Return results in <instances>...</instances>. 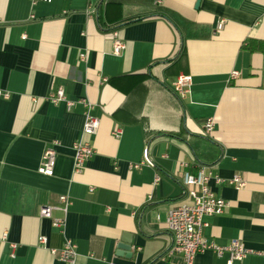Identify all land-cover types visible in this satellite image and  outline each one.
Segmentation results:
<instances>
[{"label":"crops","instance_id":"0c3cea01","mask_svg":"<svg viewBox=\"0 0 264 264\" xmlns=\"http://www.w3.org/2000/svg\"><path fill=\"white\" fill-rule=\"evenodd\" d=\"M179 73L192 80L183 98L171 87ZM58 87L70 109L48 99ZM0 88L9 92L0 99V264H64L49 248L65 238L79 264H184L167 253L165 216L187 199L183 173L201 165L246 180L239 189L210 181L228 206L204 217V236L264 248V0H0ZM87 109L99 119L91 135ZM76 141L94 148L80 172ZM47 146L52 175L38 171ZM61 194L70 203L53 210L65 219L55 227L39 208ZM192 264H228L227 254L205 250ZM230 264H264V255Z\"/></svg>","mask_w":264,"mask_h":264},{"label":"built area","instance_id":"2783aa9c","mask_svg":"<svg viewBox=\"0 0 264 264\" xmlns=\"http://www.w3.org/2000/svg\"><path fill=\"white\" fill-rule=\"evenodd\" d=\"M49 2L51 0H39ZM223 26V20H219L216 24V29ZM113 45L112 51L114 54H119L125 47L124 42L117 36V32L112 31ZM80 57L84 58L85 53H80ZM238 74L237 70L230 72V78ZM192 84L191 76L189 74L179 73L172 82L173 92L180 98L187 96L190 93ZM9 92L0 88V99L8 97ZM48 99L52 102L64 101L66 108L70 109L73 105V100L66 97L63 88L58 87L51 90L48 94ZM89 109V107H88ZM85 112L84 124L82 132L85 134H95L99 126V119L92 116L89 110ZM213 126V119L207 118L205 121V130L210 131ZM122 129L120 126L114 128V135L118 136ZM73 147V170L80 172L84 167V162L94 153V148L91 144L81 141H76ZM146 159V153H145ZM56 161V150L53 146H47L41 156L38 171L52 175ZM145 160L133 163L131 166L139 167ZM186 166L187 163H182ZM158 179L156 175L155 181ZM214 180L216 183H229L236 188L245 186L246 180L239 174H234L230 178H222L215 174L210 169V166L201 165L193 173L186 170L183 173L182 185L184 186V193L187 196L186 200L181 201L174 207L168 209L165 216L166 228L171 235V242L167 249L168 254H180L184 264H192L195 255L205 250H212L218 256L227 254V263L230 264L233 260H241L247 255L259 254L264 255V248L262 250H255L247 247L238 238H233L228 244L218 245L213 241L208 240L204 234L203 229L208 225L204 220L205 216L222 213L228 206V202L220 196H217L210 186V181ZM59 203L56 205L44 204L39 208V214L42 217L52 218V224L55 227L64 225V217H52L54 209H59L64 213L67 211L70 203L69 198L65 194H61L58 198ZM159 216L157 215V218ZM5 238L2 235L0 241ZM40 245L45 246L47 238L40 234L37 237ZM16 243H10L11 255H14ZM50 252L56 256L64 264H79L76 256V243L71 238H65L60 247L49 248Z\"/></svg>","mask_w":264,"mask_h":264},{"label":"water","instance_id":"95a60500","mask_svg":"<svg viewBox=\"0 0 264 264\" xmlns=\"http://www.w3.org/2000/svg\"><path fill=\"white\" fill-rule=\"evenodd\" d=\"M117 246H118V248H120V249H127V250H129V248H130V246H129L128 244H126L125 241H123V242H119V243L117 244Z\"/></svg>","mask_w":264,"mask_h":264},{"label":"trees","instance_id":"16d2710c","mask_svg":"<svg viewBox=\"0 0 264 264\" xmlns=\"http://www.w3.org/2000/svg\"><path fill=\"white\" fill-rule=\"evenodd\" d=\"M138 19H141V18H133V19H129V20H126L124 23H128V22H132V21H136Z\"/></svg>","mask_w":264,"mask_h":264}]
</instances>
